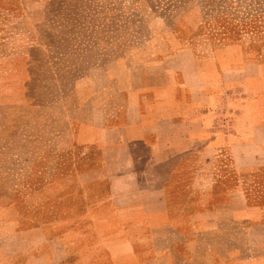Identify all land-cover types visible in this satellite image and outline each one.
I'll return each instance as SVG.
<instances>
[{"label":"rangeland","instance_id":"rangeland-1","mask_svg":"<svg viewBox=\"0 0 264 264\" xmlns=\"http://www.w3.org/2000/svg\"><path fill=\"white\" fill-rule=\"evenodd\" d=\"M223 60L264 62V0H0V218L18 214L21 228L42 226L58 236L92 223L77 218L97 191L78 180L98 162V150L83 144L92 124L111 126L109 114L136 97L170 91L187 71L210 77L205 86L223 100ZM220 158L205 172L233 180L229 158ZM203 164L191 159L172 192L176 206L202 208L203 189L188 200L187 183ZM242 177L249 209L264 219V169ZM174 221L190 226L183 217ZM196 223L207 228L154 235L157 251L143 250L150 253L144 260L264 264V241L253 243L250 221L211 227L201 216ZM177 241L175 251L159 253ZM66 263L81 264L71 245Z\"/></svg>","mask_w":264,"mask_h":264},{"label":"crops","instance_id":"crops-1","mask_svg":"<svg viewBox=\"0 0 264 264\" xmlns=\"http://www.w3.org/2000/svg\"><path fill=\"white\" fill-rule=\"evenodd\" d=\"M183 78L153 100L136 97L109 114L111 126L92 124L83 144L98 150V162L82 170L78 180L97 191L90 197L92 207L77 215L92 223L58 236L42 226L21 228L18 214L0 218V264H63L68 245L81 264H154L144 260L150 253L143 251L156 253L153 236L207 228L196 223L201 216L211 218V227L225 219L248 220L247 234L254 244H263L264 219L249 209L242 175L264 169V62L229 66L223 60V100L218 90L205 86H211L210 77L187 71ZM225 112L231 114L228 120ZM193 157L204 158L187 183L188 200L203 189L199 211L176 206L178 197L172 194ZM220 157L229 158L233 180L205 172ZM180 217L190 226L175 224ZM72 234L74 241H68ZM176 247L178 241L159 253Z\"/></svg>","mask_w":264,"mask_h":264}]
</instances>
